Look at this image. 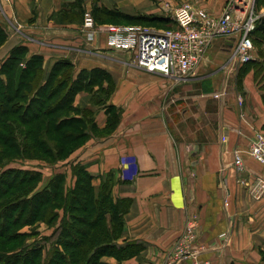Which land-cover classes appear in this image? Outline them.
I'll return each instance as SVG.
<instances>
[{"label": "crops", "instance_id": "obj_1", "mask_svg": "<svg viewBox=\"0 0 264 264\" xmlns=\"http://www.w3.org/2000/svg\"><path fill=\"white\" fill-rule=\"evenodd\" d=\"M94 2L129 16L160 11L154 0H0V22L12 31L0 48V65L11 48L21 45L28 48L27 57L42 56L45 76L63 61L72 65L73 79L81 71L99 69L112 80L114 90L107 104L118 112V123L106 134L109 111L93 105L91 93L78 92L74 106L93 112L99 136L91 134L55 166L66 165L68 170L70 164L86 165L95 188L111 174L113 201L130 202L118 242L138 243L142 249L124 261L103 257L101 264H165L191 226L194 246L205 249L199 259L212 264H264V166L247 152L251 136L264 134V68L257 74L254 67L263 60L252 55L251 70L241 68L238 87L230 89V108L226 110L220 100L211 136L206 100L213 82L199 73L205 66L220 70L234 50L236 36L229 49L230 37L215 38L195 73L180 85L136 67L128 53L108 50L103 36L86 43L78 6L92 7ZM223 5L212 13L221 12ZM214 51L221 62L210 60ZM224 87L222 83L218 92ZM238 125L243 135L232 130ZM238 139H243V171L237 176L232 150ZM60 173L74 183L69 172Z\"/></svg>", "mask_w": 264, "mask_h": 264}, {"label": "trees", "instance_id": "obj_2", "mask_svg": "<svg viewBox=\"0 0 264 264\" xmlns=\"http://www.w3.org/2000/svg\"><path fill=\"white\" fill-rule=\"evenodd\" d=\"M78 9L81 15L79 6ZM92 10L98 24L104 23L107 17L122 21L125 25L163 27L162 24L167 22L166 18L154 15L129 16L117 10L95 6ZM254 33L264 35V18L258 19ZM5 41L6 32L0 26V46ZM27 54V47L15 45L0 65V146L8 151L15 150L14 141L17 136L32 138V144L26 146L27 151L41 155L50 167H54L66 161L69 155L89 138L88 132L78 131L75 127L83 123L84 118L65 117L64 108L67 106L68 110H74L72 104L78 92L92 88L98 83L100 85L104 81L107 82L108 90H98L105 92L107 102V97L114 90V84L107 73L99 69L81 71L76 79H73L72 65L63 61L56 62L45 76L42 56L27 57ZM248 63L242 67L252 66L255 62ZM255 64L254 67L258 71L263 70L262 63ZM51 87V91L47 92ZM59 93V100L56 99L46 107V101ZM28 97L30 98L25 104L19 102ZM91 103L97 106L101 104L100 100H91ZM80 110L88 117H94L92 111ZM107 111L109 118L105 128L106 134L114 129L119 119L118 112L112 107ZM92 118H88L89 128L96 130ZM52 134H55L57 139L54 146L45 142ZM8 157L13 156H3V152H0V159ZM70 168L74 183L69 187L66 186L65 173L54 174L40 188V171L20 169L0 172V241L11 237L8 229L17 225V221L22 217L26 224L42 221L47 225H56L52 236L49 237V240H53L50 241L45 255L42 253L43 248L37 246L38 244L17 251L0 250V264H97L105 256L124 261L142 249L138 243L118 242L130 202L113 201L112 187L115 180L112 175L108 174L102 178L100 185L95 188L92 184L93 177L86 171V165L70 164ZM62 203L63 207H60ZM88 213L91 217H87ZM60 247L63 250H60ZM135 249L137 251H134Z\"/></svg>", "mask_w": 264, "mask_h": 264}, {"label": "built area", "instance_id": "obj_3", "mask_svg": "<svg viewBox=\"0 0 264 264\" xmlns=\"http://www.w3.org/2000/svg\"><path fill=\"white\" fill-rule=\"evenodd\" d=\"M256 0H237L228 3L219 13L206 11L190 3L177 6L172 15L174 29H156L143 25L96 24L90 12H85L81 33L90 44L104 37L108 50L128 53L133 64L147 72L159 73L175 82L185 81L203 61L213 40L219 36H236V44L227 63L225 73L236 71L251 60L253 42L251 32L259 16H254L252 6ZM225 87L216 94L224 98ZM238 105L241 100L237 99ZM240 134V133H239ZM242 135V134H240ZM249 156L264 166V134L255 132L249 139ZM242 156L234 157L236 169L242 167ZM262 189L264 184L262 183ZM227 237L226 234L223 235ZM203 247L194 246L193 228L187 227L173 246L165 264H212L199 259Z\"/></svg>", "mask_w": 264, "mask_h": 264}, {"label": "rangeland", "instance_id": "obj_4", "mask_svg": "<svg viewBox=\"0 0 264 264\" xmlns=\"http://www.w3.org/2000/svg\"><path fill=\"white\" fill-rule=\"evenodd\" d=\"M236 1L237 0H154V2L156 4V7L160 8L159 15L158 14L157 15L154 14V16L164 17L168 21L166 23L162 24L163 27H156V25L155 26L154 25L153 26L146 25V26L153 27V28H156V29H163L164 27H166V29H174L175 28V24H174V22L172 20L173 11H174V9L177 6L181 5L182 3H190V4H193L195 6L202 7L208 12H212L211 11L212 9H215V8H217L220 5L224 4L223 7H222V9H223L226 4L235 3ZM94 6L98 7L97 2H94L92 7L81 8L80 32L82 30V21H83L84 13L88 11L93 16V14H92L93 10L92 9H93ZM252 12L254 13L253 17L258 15L259 18H264V0H259L258 2L256 0L254 2L253 6H252ZM143 16H146V14H143ZM149 16H151V15H149ZM93 18H94V16H93ZM94 20H95V18H94ZM257 21L258 20H256V22ZM95 22H96V20H95ZM256 22L254 24H256ZM96 24L99 25V26H103V24L104 25H125L122 21H118V20L112 19L110 17H107V19L104 21V23L98 24L96 22ZM0 26H2L4 31L6 32V41H7V39L9 37H11L12 31L10 30L9 25L8 26L7 25L4 26V24L2 22H0ZM143 26H145V25H143ZM169 27H171V28H169ZM254 30H253V32L250 33L251 36L253 37V43H252L253 44V49L251 51V56L253 55V56L256 57V56L259 55L260 58L263 60V62H262L263 67L262 68H264V35H261L260 33H254ZM219 37H227V38L230 37V43L226 42L227 45L229 44L227 49L230 48V45H233L234 41H232V40H235L234 35H231V36H219ZM5 42L0 46V48L5 44ZM213 45H214V42H212V44L208 48L207 53L210 52V49L212 48ZM216 52L214 51V53H212L209 56V58H210L211 61H212V59H215L217 62L218 61L221 62L222 57H220V54L217 57H215ZM228 52H229V50H227V54L225 55L226 59L229 56ZM226 63H227V61L225 62V64ZM214 67L213 66H210V68L208 66L202 67V69H201V71L199 73V74H205V75L210 76L209 80H210V82L211 81L213 82V87L211 88V90L209 92L208 100H206L207 102H210V105L209 106L207 105V108H208V110L211 113V115H210L211 116L210 117L211 120L208 122V123H211L210 127H209V133H210L211 136H213L215 134V132H216L217 112H218V105L220 103V100H222L224 102L225 109L228 110L230 108L229 106H230V102H231L230 89L238 87V85H239V77H240V74H241L240 72H241V68H242V66H241L236 71V67H234L231 70V72H229V74H228V73H225L224 70H223V67H225V66H222L220 70H212V68H214ZM217 67H219V65H217ZM246 68H248V69H246ZM246 68H243V71L247 72L248 70H251V66L250 65L248 67H246ZM196 70L197 69H195L193 72L195 73ZM193 72H192V74H193ZM258 72L259 71L256 68V72L255 73L258 74ZM172 82L181 85L184 81L175 82V80H173ZM222 83H225L224 98L223 99H218L216 97V94L219 93L218 90H219V87H220V85ZM53 86H54V83H53L52 87ZM52 87L48 88L47 92L51 91ZM92 88L89 87L87 89H84L83 92L88 93V91H91V92H89V93L92 94L91 100L92 101H99L100 100V102H101L100 106H102L101 108L108 110L111 106L109 104H107V102L105 101L106 96H104V93L106 92V89H107V82L104 81L100 85L98 83V84H96V86L94 85ZM99 88L101 90H104L105 92L99 91L98 90ZM59 91L61 92L62 89H59ZM47 92H46V95H47ZM43 95H45V94H43ZM110 95H109V97H110ZM109 97H107V98L109 99ZM29 98L30 97L26 98L24 101H19V102H23L25 104L26 102H28ZM59 98H60V93L57 96L53 97L52 99L46 101L45 106L48 107V105H50L56 99L59 100ZM68 106H70V105H68ZM72 107H73L74 110H75V108H76V110L77 109L78 110L77 111L76 110L75 111L74 110H68L69 107L66 106V108H64V111H65L64 112V116L65 117H73V118H78L79 116L80 117L82 116L84 118V120H82L83 123L75 126V127L78 128V131H81V130L84 131L85 130L86 132L89 133V138H90L91 134L93 136H95V137H98L99 133L97 132V129L95 130V129H90L89 128L88 118H92V115H90L88 117V115L86 113L81 112L80 108L74 106V101H73ZM240 119H241V117L238 115V120L237 121H240ZM205 120H206L205 117L200 119L201 123H203ZM232 130L243 135V129L239 125L237 127H235L234 129H232ZM55 136H56L55 134H52V136L48 140L45 139V142L48 145L49 144L53 145V146H54V144L56 145L57 139H56ZM32 142H33L32 138L25 139V136H17V138L14 141L15 150L8 151V150H6V148L0 146V152H3V156H13V157L0 159V172H2V171L9 172L11 170H20V169L29 170V171L30 170L40 171L42 173L41 183L38 186L40 188L42 186H44L46 184V182L48 181V179L51 178V176H53L54 174H60V172H66V173L69 172L71 174L70 166H69L68 170L65 169L66 165H59V166L55 167L57 165L56 164L54 167H50L49 164H47V160H45V159L40 157L41 155H39L37 153H35V154L29 153V151H27V149H26V146L27 145L29 146L30 144H32ZM71 144L72 143H70V145ZM235 144H234L235 146H234V148L232 150L233 151L232 155L233 156H237V155L238 156H243V139L242 140L238 139L237 142H235ZM71 147H69V148H71ZM79 148L80 147L75 149L72 153L77 151ZM247 150H248L247 152L249 153V151H250L249 144H248ZM17 153H19V154H17ZM20 156H23L25 159H20L21 158ZM233 168H234V170L236 172V175L238 176V174H240L243 171V161H242L241 169H236L234 163H233ZM237 181H239V183H240V182L243 181V178H240V176H239V178H237ZM72 185H73V183L71 182V180L67 179L66 186L69 187V186H72ZM60 207H63V203H62V206H60ZM15 214H16V212H15ZM87 217H91V215H89V213H88ZM24 221H25V219L22 217L19 221H17L18 222L17 225L11 226L8 229L9 230V234H11V237L9 239H7L6 241H0V250L17 251V250H21L23 248L34 247V246H36L35 244H38L37 246L43 248L42 253H43V255H45V252L49 248L50 241L53 240V239L49 240V237L52 236V234H53L52 232H53L54 228L56 227V225H53V226L51 224L47 225V224H44V222H42V221H38L37 223H34V224H32V223L31 224H26ZM75 225L79 226L78 223H75ZM16 237H18V238H16ZM123 246H125V245H123ZM59 249L63 250L62 247H60ZM134 251H137V250L135 249ZM138 251L135 252V254L139 253ZM105 257H110V256H105ZM111 258H114V257H111ZM94 261H96V259ZM37 263H38V261H37ZM95 263H97V262H95ZM97 264H101V260L98 261Z\"/></svg>", "mask_w": 264, "mask_h": 264}, {"label": "bare ground", "instance_id": "obj_5", "mask_svg": "<svg viewBox=\"0 0 264 264\" xmlns=\"http://www.w3.org/2000/svg\"><path fill=\"white\" fill-rule=\"evenodd\" d=\"M99 9V8H98ZM168 21V20H167ZM11 57V56H10Z\"/></svg>", "mask_w": 264, "mask_h": 264}]
</instances>
